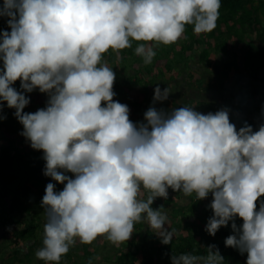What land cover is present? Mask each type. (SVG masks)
<instances>
[{"label":"clouds","instance_id":"clouds-1","mask_svg":"<svg viewBox=\"0 0 264 264\" xmlns=\"http://www.w3.org/2000/svg\"><path fill=\"white\" fill-rule=\"evenodd\" d=\"M220 7L221 0L0 4L10 28L0 35V112L5 102L15 109L21 135L43 150L44 175L64 185L60 191L56 183L46 185L37 259L59 264L77 238L91 244L103 236L118 247L141 221L171 244L176 234L165 227L167 213L152 207L171 188L197 200L211 193L214 214L205 230L215 236L231 221L234 234L225 245L247 253L246 264H264V124L238 130L227 108L207 114L189 106L157 108L170 96L159 86L143 121L133 122L129 106L114 100L116 73L104 62L109 50L119 60L136 41L135 53L150 64L154 47L177 42L186 25L196 35L214 30ZM17 80L22 91L13 87ZM37 89L47 95L46 106L25 112L31 102L25 93ZM206 249L172 255L171 264H223L215 244Z\"/></svg>","mask_w":264,"mask_h":264},{"label":"trees","instance_id":"trees-1","mask_svg":"<svg viewBox=\"0 0 264 264\" xmlns=\"http://www.w3.org/2000/svg\"><path fill=\"white\" fill-rule=\"evenodd\" d=\"M3 0H0V4ZM219 18L214 30L200 35L194 34L193 25H186L183 36L171 45L159 44L154 47L158 52V59L177 57L184 61L190 57L192 52H198V59L201 63L209 59L212 50L219 57H229V51L238 40L246 42V55L250 61L261 62V67L257 72L264 80V0H221ZM4 30L10 31L6 18L0 17V35ZM233 37V38H232ZM233 41H232V40ZM139 42L133 41L132 47L121 50L120 54L133 53ZM245 54V52H244ZM237 57L231 62L224 63V72L233 75L239 71ZM116 54L109 50L104 55V62L114 63V72L118 79L121 76V63L117 60ZM3 62L0 61V67ZM162 59L156 60L155 67L162 68V77L174 79L180 76L179 72L167 71L168 65ZM170 69V68H169ZM262 71V72H261ZM173 73L172 75H170ZM170 75V77L168 76ZM150 73H146L144 80H149ZM138 84L139 77L136 78ZM132 83V81H129ZM151 83V82H150ZM149 83V85H151ZM115 86L118 90H125V85L121 83ZM148 83L145 84V86ZM13 87L22 90L20 81L17 80ZM123 93V94H122ZM30 97V104L25 108V112L37 111L46 106L47 95L35 90L32 93H25ZM117 94V93H116ZM146 96V95H145ZM124 92H120L114 97L122 99ZM129 97V96H128ZM131 107H138L140 98H128ZM15 109L8 108L5 102L3 111L0 112V264H46L45 261L35 257L36 252L43 246V238H39L40 232L44 229L39 212L36 206L41 209L42 198L45 194L46 185L49 182L56 183V190L60 191L64 185L53 181L44 175L46 161L43 157V150H35L30 146V142L21 135L23 125L14 115ZM3 117H6L3 118ZM68 175H72L68 173ZM149 193L144 195L146 199ZM212 202V201H211ZM174 200L165 201L166 209L168 204H172L175 209H179L182 215L173 217L171 211L168 213L169 226L166 228L176 235L171 244L165 245L144 222H137L134 225V233L128 241L121 243L116 249L104 248V253H98L100 246L92 242L91 244H74L72 251L62 256L59 264L70 261L72 264H171L172 255L191 253L194 255H205L207 247L215 244L225 260L223 264H246L247 253H241L234 248L225 245V239L234 234L230 221L228 226H222L215 236L210 235L206 230L209 218L214 214L208 206L201 209L202 200L191 202V217H196L194 221L185 214L184 208L176 207ZM153 203L152 207L154 208ZM169 207V206H168ZM259 207V204H258ZM160 208V207H158ZM164 211V210H163ZM168 211V210H167ZM237 225H242L243 220L236 218ZM11 228V229H10ZM11 235L12 241L5 246L4 234ZM200 238V241L198 239ZM102 236L95 241L101 240ZM76 246V248H75ZM106 247V246H105ZM73 248L75 250L73 251ZM71 249V248H70ZM70 251V250H69ZM74 252V253H73ZM23 258H22V257ZM99 256V257H97ZM36 259V260H35Z\"/></svg>","mask_w":264,"mask_h":264},{"label":"crops","instance_id":"crops-1","mask_svg":"<svg viewBox=\"0 0 264 264\" xmlns=\"http://www.w3.org/2000/svg\"><path fill=\"white\" fill-rule=\"evenodd\" d=\"M234 47L230 49L227 58L219 57L212 50L209 59L205 60L204 63L198 59V52H192L187 59L186 68H179L180 76L174 79L163 78L162 81L153 80L150 83L153 93L157 86L161 89L168 88L170 91L169 99L163 103H157L156 107L171 111L180 106H189L197 108L204 114L227 108L230 121L236 125L238 130L245 126V123L252 125L254 130H258L259 126L264 124V80L261 78V74L257 72L258 65H248V63L257 62L248 59L246 42L238 40L234 43ZM236 55H238L236 60L240 66L239 71H235L228 78L223 71V65L226 61L231 62L234 57L236 58ZM262 74L264 75L263 72ZM170 75L168 74L169 77ZM153 96L154 94L151 97ZM117 100L129 106L130 119L133 122L143 121L145 111L152 106L153 102L152 98L149 100L140 98L139 103L141 105L131 107L127 99ZM144 192L145 194L148 193L147 191ZM172 199L176 202V207L186 208L185 211L189 214H192L191 202L193 199L197 200L195 193L188 197L182 192H175L169 188L168 198H157L154 201V208L164 207L165 201L168 202ZM212 199L211 193L207 198L202 199L201 209L208 206ZM168 206L163 209L164 211L162 210L167 215L175 209L172 204H168ZM195 219L196 217H191L192 221Z\"/></svg>","mask_w":264,"mask_h":264},{"label":"rangeland","instance_id":"rangeland-1","mask_svg":"<svg viewBox=\"0 0 264 264\" xmlns=\"http://www.w3.org/2000/svg\"><path fill=\"white\" fill-rule=\"evenodd\" d=\"M133 50H134L133 53H135V49H133ZM154 51H156V50H154ZM155 53L157 54L158 52H155ZM157 57H158V55H155L152 63L145 64L143 58L141 56H138L137 54H136V56L131 55L129 52L120 54L119 61L121 63L120 68L122 69V72H121V76L118 74L119 78L118 79L116 78L115 83H118L116 85H119L121 83V80H122V84L125 85V82H128V84L125 85V90L121 89V91H120L116 88L115 83H114V91L117 94H120V92H124L123 99H127V100H129L128 98H132V99L133 98H147V100H149L150 98L153 99V97H151V96L154 93H153L149 83L152 82L153 80H157V79L162 81L164 78L161 75L163 72V69L155 67L156 60L162 59L163 62L165 61V63L168 65V69H165L166 74H167V71H173L174 73L179 72L178 71L179 68H186V65H187V60L184 61V59H183V61H182V60H180L179 57H177L175 59H169V58H163V57L158 59ZM116 61H117V59H116ZM260 64H262V63L261 62H259V63H253L252 62V64L248 63L249 66L250 65H252V66L258 65L259 67H261ZM114 65H115L114 63L108 64V66L111 68L114 67ZM146 73L151 74V75H148L151 79L149 78V80H144V77L142 78V76H144ZM137 77H139V81H140L138 84H136V81H137L136 78ZM129 81H132V83ZM146 83H148V84L145 86ZM19 91H22V90H19ZM40 105L42 108V104H40ZM32 112H35V110H33ZM144 195H145V192L142 193V198H144ZM36 209L39 212L38 214L41 217V220L43 222V228H44V224L46 223V215L43 211V208L39 209V207L36 206ZM185 210H186V208H185ZM171 214L173 215V217H178L179 215H182V213L179 211V209L171 210ZM185 214L187 216L191 217V215L186 211H185ZM43 232H44V229L39 234L40 239L43 238ZM3 236L5 237L4 238V245L7 246L12 241L11 235L9 233V234H4ZM198 241H200V238L198 239ZM76 242L81 245L78 238H77ZM93 242H95V244L100 246V248L98 249V253L100 255L102 253H104V248H109V251H110V248L116 247V249H118L121 246V244L118 247L113 245L110 241H108L103 236H102V239L100 241L97 240V242H96L94 240ZM0 243L2 244L3 240ZM77 243H76V245H77ZM72 246H74V245H72ZM70 248L71 249L69 252L72 251V247H70ZM75 248H76V246H75ZM75 248H73V251L75 250ZM35 253L36 252H34V254ZM35 257H36V255H35ZM97 257H99V256H97ZM25 264H27V263H25ZM65 264H72V262L67 261V262H65Z\"/></svg>","mask_w":264,"mask_h":264}]
</instances>
